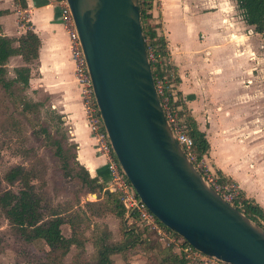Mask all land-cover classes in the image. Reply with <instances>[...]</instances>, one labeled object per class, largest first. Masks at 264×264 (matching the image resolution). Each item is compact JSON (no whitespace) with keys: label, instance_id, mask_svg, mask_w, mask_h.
Returning a JSON list of instances; mask_svg holds the SVG:
<instances>
[{"label":"crops","instance_id":"0c3cea01","mask_svg":"<svg viewBox=\"0 0 264 264\" xmlns=\"http://www.w3.org/2000/svg\"><path fill=\"white\" fill-rule=\"evenodd\" d=\"M24 4L21 8L16 0H0V11L6 12L0 16V34L17 38L30 30L39 39L28 86L47 97L50 108L62 116L76 146V161L90 177L105 183L104 158L94 148L84 121L55 1L24 0ZM17 11L25 12L24 22L16 17ZM152 16L175 68V91L208 144L205 161L212 173L219 171L233 182L264 215V88L256 89L254 82L252 28L242 21L234 0H153ZM257 95L259 102L253 103ZM118 256L122 264L145 263L137 255L126 261Z\"/></svg>","mask_w":264,"mask_h":264},{"label":"water","instance_id":"95a60500","mask_svg":"<svg viewBox=\"0 0 264 264\" xmlns=\"http://www.w3.org/2000/svg\"><path fill=\"white\" fill-rule=\"evenodd\" d=\"M116 163L154 218L223 264H264V230L223 201L174 140L155 93L138 0H65Z\"/></svg>","mask_w":264,"mask_h":264},{"label":"trees","instance_id":"16d2710c","mask_svg":"<svg viewBox=\"0 0 264 264\" xmlns=\"http://www.w3.org/2000/svg\"><path fill=\"white\" fill-rule=\"evenodd\" d=\"M16 1L21 8L25 7L24 0ZM234 1L244 24L251 27L253 33L262 34L264 32V0ZM152 3L153 0H140L138 3L140 30L144 46L145 48H152L157 59L156 63H150V72L152 77L156 76L163 80L168 105L176 110L188 137L192 140L197 158H201L207 153L208 144L204 134L197 130L195 123L187 112L180 93L175 91L178 78L173 65L166 61L168 51L164 38L157 33L159 23L152 16ZM5 13V11H0V16ZM38 48L39 39L30 30H26L17 38H9L0 34V88L15 102L18 101L16 100L18 97L14 93L23 92L29 88L30 70L37 60ZM15 57L19 58L20 64L12 68L13 77L6 79V63L9 59ZM20 104L21 111L31 114L33 117L37 115L38 109L43 106L39 102ZM47 112L55 122L59 131V138H50L47 130L41 126L39 133L45 135L53 148V154L65 164L67 157L64 158V154L68 149L65 145L66 139L58 128L62 124V116L54 110L47 109ZM71 162L80 171L73 174L84 185L85 192L97 195L96 202L85 203V206L88 208L101 205L102 201L106 204L108 202L113 205V215L121 222L117 238L112 237L108 229L101 231L95 237L94 255L88 260V264H114L111 259L113 255H120L124 261L137 255L144 258V264H194L179 252L172 251V248L165 247L159 242L150 241L147 231L134 223L133 216L125 218L124 209L117 195L110 193L105 184L99 182L96 177L88 175L87 171L76 161L75 152L71 154ZM213 175L218 183L231 182L219 171H215ZM31 178V173L21 166L11 167L3 174L0 186L1 182L7 186L16 183L18 189L16 192L11 190L0 191V212L21 242L29 245L40 242L44 246L45 256L59 262L68 253L71 246L78 248L82 245L74 237L75 230L72 226H70V236H62L60 226L65 223L72 225L71 223L55 214L43 217L40 211V199L34 194L32 186L29 184ZM232 205L237 211L264 230L263 212L253 201L245 198L238 191ZM169 233L180 239L175 233ZM180 241L181 246L186 245L183 240L180 239ZM83 264L85 263L83 262Z\"/></svg>","mask_w":264,"mask_h":264},{"label":"rangeland","instance_id":"374dc122","mask_svg":"<svg viewBox=\"0 0 264 264\" xmlns=\"http://www.w3.org/2000/svg\"><path fill=\"white\" fill-rule=\"evenodd\" d=\"M250 36L253 44L251 58L254 82L257 84L256 89L260 86L264 88V32L258 35L251 32ZM234 61L237 62V59ZM19 63L20 60L16 57L7 61L6 79L13 77L11 70ZM231 65L234 67L236 63ZM14 94L18 97L17 102L10 99L0 88V180L11 167L21 166L28 170L32 176L29 184L40 199L43 217L55 214L71 223L72 225H61L60 232L63 237H69L72 226L75 230L74 237L82 247L71 246L59 262L48 259L40 242L30 245L21 242L0 212V264H88V260L94 255L95 237L108 229L112 237L117 238L121 222L113 215V205L108 202L106 204L102 201L101 205L88 208L85 206V203L96 202L97 195L85 192L84 185L73 174L80 172L71 162V154L75 152L76 146L70 142L72 137L63 125V120L61 119L62 124L58 128L66 139L65 145L68 149L64 154V158L67 157L65 164L53 154V148L45 135L39 133L41 126L47 130L50 138H59L55 122L47 112V109L54 110L50 108L47 97L30 88ZM258 99L259 95L254 96L252 102H259ZM19 102H39L43 106L33 117L21 111ZM206 163L211 167L207 160ZM17 189L16 183L7 186L1 182L0 191L16 192ZM112 259L115 263L122 264L118 255Z\"/></svg>","mask_w":264,"mask_h":264},{"label":"built area","instance_id":"2783aa9c","mask_svg":"<svg viewBox=\"0 0 264 264\" xmlns=\"http://www.w3.org/2000/svg\"><path fill=\"white\" fill-rule=\"evenodd\" d=\"M139 1L140 0H138V3ZM55 8L60 17L62 29L67 35L68 50L70 58L73 62V77L79 91L84 121L94 142V148L97 153L104 158L105 168L108 175L104 184L110 193H115L117 195L118 200L124 209L125 218L133 216L134 223L143 227L147 231L148 239L150 241L159 242L165 247L172 248L190 261L204 262L206 264H223L213 258H209L198 253L187 244L185 246H181V238L178 239L176 236L169 233L170 231L163 227L154 218V216L144 207L143 204H141L137 196L134 194L132 188L116 163L105 131L103 130L99 113L94 102L92 88L80 49L78 37L65 0H56ZM16 17L22 22L26 20V14L24 11H17ZM145 49L149 65L150 63H156L157 59L155 58L153 49L150 47ZM166 61L170 63L169 58H167ZM152 80L155 93L159 98L165 121L184 156L204 182L223 201L232 205V201L238 193L236 185L232 182L218 183L204 157L197 158L193 149L192 140L188 137L181 120L177 116L176 110L168 105L163 80L156 76L152 77Z\"/></svg>","mask_w":264,"mask_h":264}]
</instances>
